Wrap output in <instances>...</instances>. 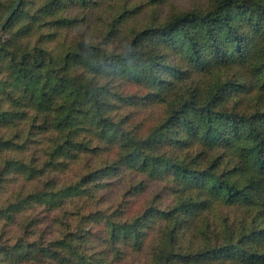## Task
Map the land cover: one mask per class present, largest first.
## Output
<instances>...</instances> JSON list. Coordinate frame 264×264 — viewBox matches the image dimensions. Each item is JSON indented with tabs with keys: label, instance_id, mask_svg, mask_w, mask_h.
I'll return each instance as SVG.
<instances>
[{
	"label": "trees",
	"instance_id": "trees-1",
	"mask_svg": "<svg viewBox=\"0 0 264 264\" xmlns=\"http://www.w3.org/2000/svg\"><path fill=\"white\" fill-rule=\"evenodd\" d=\"M88 1L2 30L0 264H264V0Z\"/></svg>",
	"mask_w": 264,
	"mask_h": 264
},
{
	"label": "rangeland",
	"instance_id": "rangeland-1",
	"mask_svg": "<svg viewBox=\"0 0 264 264\" xmlns=\"http://www.w3.org/2000/svg\"><path fill=\"white\" fill-rule=\"evenodd\" d=\"M15 0H0V25L4 21L5 17L7 16V11L10 9V7L14 4ZM121 0H89L87 2V6H84L82 8L79 4V2H69L66 6V11L70 14H78L80 17H83L85 13L89 14V18L87 23H83L84 30H87V35H96L97 33L102 32V29L104 25L108 24V17L109 14L114 11V9L119 5ZM139 0L136 3H140ZM172 5L165 10L166 13L168 11L173 9H181V10H189L193 7L198 6H205L209 4V0H174ZM19 7L17 8V10ZM16 10V11H17ZM15 11V12H16ZM165 13V14H166ZM148 16V11L144 10L143 14L137 15L135 17L136 21H142L144 18L146 19ZM129 25H127L128 27ZM3 30V29H2ZM0 31V41H3V39L10 38L11 32L10 31ZM78 33L73 31H63L60 33V36L63 40H71L73 39ZM156 109V108H155ZM153 109V112L149 110V108H144L139 110L138 112L134 113L132 115V118L136 121H140L143 124H145L150 119L157 118L159 112ZM115 196L111 197V200H115ZM133 211L140 210V204L135 203L133 205ZM40 215L44 218L46 216H49L50 213H48L46 210L41 209ZM50 232V230H49ZM147 260L146 254H140L130 257L124 264H144Z\"/></svg>",
	"mask_w": 264,
	"mask_h": 264
},
{
	"label": "water",
	"instance_id": "water-1",
	"mask_svg": "<svg viewBox=\"0 0 264 264\" xmlns=\"http://www.w3.org/2000/svg\"><path fill=\"white\" fill-rule=\"evenodd\" d=\"M21 1L22 0H17L16 1V4L11 8V10L9 11V13L5 17L4 21L0 25V31L2 29H4L9 24V22L11 21V19L13 18L14 14H15V11L17 10L18 7H20Z\"/></svg>",
	"mask_w": 264,
	"mask_h": 264
}]
</instances>
